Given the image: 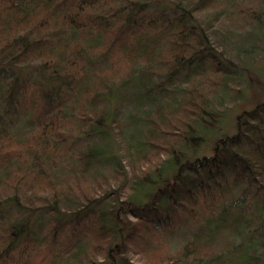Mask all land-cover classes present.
<instances>
[{"label":"trees","instance_id":"obj_1","mask_svg":"<svg viewBox=\"0 0 264 264\" xmlns=\"http://www.w3.org/2000/svg\"><path fill=\"white\" fill-rule=\"evenodd\" d=\"M262 12L264 0H0V264H220L237 238L264 239V101L199 151L224 118L219 91L241 89L223 36L264 46ZM124 100L141 120L134 146ZM254 246L240 264H264Z\"/></svg>","mask_w":264,"mask_h":264},{"label":"rangeland","instance_id":"obj_2","mask_svg":"<svg viewBox=\"0 0 264 264\" xmlns=\"http://www.w3.org/2000/svg\"><path fill=\"white\" fill-rule=\"evenodd\" d=\"M261 8V7H260ZM261 20H260V28L261 32H264V12H262ZM258 28H256L257 30ZM254 31V29H253ZM260 32V30H258ZM250 32V31H249ZM243 34V33H242ZM241 34V36H236L233 39H230L227 35L223 36L224 46L226 47L227 56H229L239 67V73L237 75L238 83L231 82V86L241 88L240 92L236 91V89H231L230 87L225 88V90H220L218 96L223 97L226 103V106H222L221 109H225L224 118L219 123L216 128H212L208 131L203 132V135L206 138L205 143L202 148L199 150L200 153L210 154L212 153V147L214 140L225 133H232L236 130V122L235 116L237 113L243 111L244 109L253 108L259 102L264 101V46L251 47L253 38L245 35V37ZM246 34V33H245ZM234 37V36H233ZM264 45V41H263ZM247 71V72H246ZM250 73L253 74L252 78ZM212 75H210V78ZM234 101L229 102L230 97H233ZM130 101L124 100L120 106L121 114L120 119L123 121L124 127V138L126 139L127 144L130 143L131 146L135 144V137H132L136 130L141 127V120L136 118V114L131 115V111L133 109V105L129 103ZM113 108L112 113L115 112L114 107H109V109ZM135 109H139L135 107ZM130 110V114H129ZM138 120V121H137ZM140 124V125H138ZM98 137H94L91 140L86 139L84 142H88L90 144H96ZM134 152V151H133ZM108 163H95V167L93 171L103 170ZM255 234V236H254ZM259 232L253 233L250 231L247 237H239L237 238V246L235 250H230L225 256L220 260V264H240V260L243 257V250L245 246V242L258 247V252H262L264 250V239L259 237ZM250 235L253 236L254 240L250 238ZM173 242L176 245H179V242L184 241L186 235L184 232L179 231L175 232L172 235ZM254 246V247H255ZM180 264H192L190 261H186L185 259L180 262ZM212 264H217L216 262Z\"/></svg>","mask_w":264,"mask_h":264}]
</instances>
